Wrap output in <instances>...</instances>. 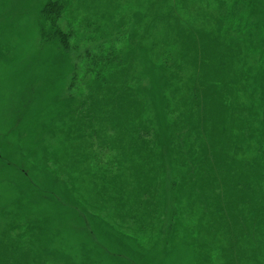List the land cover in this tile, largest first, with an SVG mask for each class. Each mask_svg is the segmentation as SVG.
<instances>
[{"label":"trees","instance_id":"1","mask_svg":"<svg viewBox=\"0 0 264 264\" xmlns=\"http://www.w3.org/2000/svg\"><path fill=\"white\" fill-rule=\"evenodd\" d=\"M87 1L38 8L0 264H264V0Z\"/></svg>","mask_w":264,"mask_h":264},{"label":"rangeland","instance_id":"2","mask_svg":"<svg viewBox=\"0 0 264 264\" xmlns=\"http://www.w3.org/2000/svg\"><path fill=\"white\" fill-rule=\"evenodd\" d=\"M43 1L0 0V46L2 47L4 44L10 46L9 50L7 51L6 49L5 53H3L6 59L0 62V130L9 126L18 113L19 104L26 101V70L30 69V62L32 61L28 62V58L36 52L35 49L38 47L36 24L38 8ZM101 3L105 5L107 2L101 1ZM197 3L198 6H201L199 1ZM204 4H211L210 0H205ZM204 6L208 8L212 5ZM93 7L94 4L87 0H72V6L68 10L69 14H71L69 21H72L70 26L77 34L83 35L79 37L82 42H86L84 39L88 37L91 24L88 26L86 23L77 22L80 17H87L90 13V8L92 9ZM92 16L97 17V13L92 12ZM75 32L73 35H77ZM81 45L79 44V49L83 50ZM79 49L77 52L73 51L69 56L73 62H79L78 54H81ZM1 51L4 52L3 49ZM80 61L82 62V59ZM235 63L240 64L237 61ZM23 139H26V135L16 141L26 143ZM24 151L26 152V148ZM16 157L20 158V154H16ZM242 246L248 247V244L242 243ZM214 255L215 251L212 249L211 258H214ZM186 257H188L187 254L172 256L168 259V262L171 264V262L178 259V262L176 261L177 264H181ZM192 259L193 254L191 253L186 262Z\"/></svg>","mask_w":264,"mask_h":264}]
</instances>
